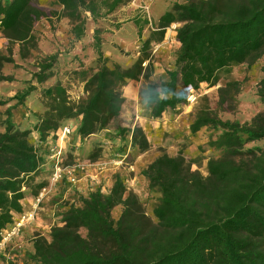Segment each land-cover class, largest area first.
I'll return each mask as SVG.
<instances>
[{
    "label": "rangeland",
    "instance_id": "rangeland-1",
    "mask_svg": "<svg viewBox=\"0 0 264 264\" xmlns=\"http://www.w3.org/2000/svg\"><path fill=\"white\" fill-rule=\"evenodd\" d=\"M60 10L56 0H0V136L11 121L28 133L38 162L36 170L19 175L17 204L0 206V264H51L67 253L65 248L75 236L95 243L88 225L74 227L71 220L76 211L96 206L97 195L101 196L99 207L120 231L119 239L101 238L106 249L128 237L132 221L143 226L145 233L161 231L162 215H169L165 173L171 170L180 179L207 183L205 198L197 206L207 218L241 206L232 200L222 202L220 192L232 185L217 183L213 167L217 163L244 167L246 181L239 187L232 182L238 191H249L248 180L260 178L264 101L258 95V83L264 76V58L252 67L235 68L215 86L201 84L195 90L196 100H187L157 118L141 89L145 74L161 81L167 77L166 70L175 67L181 23L170 25L163 41L143 51L146 37H138L137 27L130 37H123V47L113 37H105L127 22H112L114 16L109 13L97 22L89 18L85 40L75 44L71 25L60 18ZM144 13L149 17L147 10ZM97 28L108 42L104 53L113 70L110 84L119 104L112 115L104 100H99L87 116L93 94L86 81L99 68L93 47ZM153 28L155 23L146 25V35ZM55 53L59 58L51 77L38 83L33 75L41 60ZM135 127L148 139L144 151L132 144L127 131ZM67 128L71 132L65 134ZM6 196L11 203L12 192ZM259 203L253 206L264 212ZM185 231L175 227L174 233ZM239 237L250 240L246 233ZM251 241L252 249L242 241L244 264H264V231L253 234ZM60 251L64 253L57 257Z\"/></svg>",
    "mask_w": 264,
    "mask_h": 264
},
{
    "label": "trees",
    "instance_id": "trees-1",
    "mask_svg": "<svg viewBox=\"0 0 264 264\" xmlns=\"http://www.w3.org/2000/svg\"><path fill=\"white\" fill-rule=\"evenodd\" d=\"M130 1L56 0V3L61 7L60 18H66L71 25L72 41L78 42L86 36L89 18L97 22ZM134 23L142 39L144 28L150 21L137 17ZM174 23H181L176 34L180 47L175 67L167 69V77L161 81L150 80V74H145L146 83L141 89V95L153 104L154 117L159 118L169 109L176 110L184 105L191 89L198 90L203 83L215 86L222 77L231 75L235 68L244 64L252 67L264 58V0L175 2L160 17L141 49L145 51L153 42L163 41L167 28ZM102 33L101 28L94 31L93 47L98 55L99 68L86 81L88 91L93 94L87 116L95 110L99 100H104L103 104L112 115L118 110L119 99L110 84L113 70L103 50ZM58 58L59 54L55 53L41 60L39 71L33 75L38 83L51 77ZM262 72L264 74V65ZM31 88L34 90L36 87L33 85ZM258 95L264 101V76L258 83ZM127 131L131 133L134 146L142 151L149 147L140 127ZM260 136H264V131ZM27 137L28 133L16 129L11 121L7 123L6 132L0 136V206L17 204L16 199L21 196L17 191L21 182L19 175L38 167L37 157ZM261 166L260 178L248 180L249 191L245 188L238 191L232 182L239 187L246 181L248 173L245 168L217 163L213 167L217 183L227 181L232 185L229 190L220 192L222 202L232 200L241 206L236 205L231 211L229 208L226 213L209 218L197 208L205 198L207 183L196 178L180 179L173 173L174 170L171 174L165 173L170 197L166 205L169 215H162L161 231L154 229L145 233L143 226L132 221L128 237L111 249L104 247L101 238L119 239L120 231L104 208L99 207L101 196L97 195L96 206L87 205L86 209L76 211L71 220L74 227L88 225L95 243L75 236L71 246L65 248L67 253L60 251L57 257L64 254L51 264H212L214 261L217 264H244L246 256L240 251L242 246L247 244L252 249L251 236L259 230L264 231V212L253 206L255 202H260L264 208V159ZM182 187H185L184 191ZM8 192L14 196L11 203L6 196ZM189 192L193 194L185 200ZM132 216L137 215L133 213ZM239 222H242V227H239ZM175 227L187 231L175 234ZM158 232L161 234L158 235ZM245 233L250 235L249 241L239 237Z\"/></svg>",
    "mask_w": 264,
    "mask_h": 264
},
{
    "label": "crops",
    "instance_id": "crops-1",
    "mask_svg": "<svg viewBox=\"0 0 264 264\" xmlns=\"http://www.w3.org/2000/svg\"><path fill=\"white\" fill-rule=\"evenodd\" d=\"M186 0H131L129 3L124 4L120 6L117 10L112 12L111 16H114L112 22H123L127 21L122 24V26L119 28V30L116 31L115 34H110L108 32L105 33V37L109 40V37L114 38V42L118 43L121 47L125 46V38L123 37H130L132 28L137 27L134 23V19L137 17L146 18L150 21L148 25H152L153 23H158L160 17L168 10L172 8L175 2H184ZM147 10L149 12V17L144 13V11ZM117 18V19H116ZM155 30V28H153ZM145 31V30H144ZM143 31V37L148 38L151 34V31L148 35ZM177 34V32H176ZM167 34L165 35V37ZM137 37V33H136ZM139 37V36H138ZM145 38V40H146ZM85 40L83 38L82 40L78 42H73L75 44L82 43ZM108 48V42L107 40H103V50H107Z\"/></svg>",
    "mask_w": 264,
    "mask_h": 264
},
{
    "label": "built area",
    "instance_id": "built-area-1",
    "mask_svg": "<svg viewBox=\"0 0 264 264\" xmlns=\"http://www.w3.org/2000/svg\"><path fill=\"white\" fill-rule=\"evenodd\" d=\"M194 100H196L195 90H194V89H191V90H190L189 97H188V101H192V102H193ZM65 130H66V131H65V134L71 132L70 128H67V129H65Z\"/></svg>",
    "mask_w": 264,
    "mask_h": 264
}]
</instances>
